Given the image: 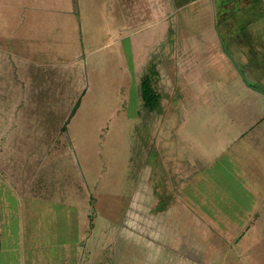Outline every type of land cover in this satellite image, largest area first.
Wrapping results in <instances>:
<instances>
[{"label": "rangeland", "instance_id": "374dc122", "mask_svg": "<svg viewBox=\"0 0 264 264\" xmlns=\"http://www.w3.org/2000/svg\"><path fill=\"white\" fill-rule=\"evenodd\" d=\"M233 3L0 0V264H264L258 17Z\"/></svg>", "mask_w": 264, "mask_h": 264}, {"label": "trees", "instance_id": "16d2710c", "mask_svg": "<svg viewBox=\"0 0 264 264\" xmlns=\"http://www.w3.org/2000/svg\"><path fill=\"white\" fill-rule=\"evenodd\" d=\"M251 30L250 31H247L246 30H243L242 33L243 35L244 34H249L248 32H250V36L249 35H245L249 40L248 42L251 43L252 42V36L254 35H262L264 36V34H260L257 30H253L252 28H250ZM249 36V37H248ZM237 45V44H235ZM264 53V52H263ZM262 53V54H263ZM257 54H251V57H256ZM249 59L252 61V65L254 67H256L257 69H261L260 72L262 73V75H260V78L264 79V57L260 58L259 60L257 59ZM241 74L243 76V79L245 80V83L247 84V86H249L251 89H258V86L260 85V81H256L255 82H252V81H248L245 79V76L243 74V72L241 71ZM253 78H256V77H253ZM255 81V80H254ZM141 96H142V101H143V105L144 107L149 111V112H154L156 111L158 108H159V105H160V100H161V97L160 95L153 89L152 87V81H151V77L150 75H148L146 78L143 79L142 83H141ZM76 110H74L73 114L75 113Z\"/></svg>", "mask_w": 264, "mask_h": 264}, {"label": "crops", "instance_id": "0c3cea01", "mask_svg": "<svg viewBox=\"0 0 264 264\" xmlns=\"http://www.w3.org/2000/svg\"><path fill=\"white\" fill-rule=\"evenodd\" d=\"M235 3L236 6L238 7H243L244 5H249L248 7L250 9H252V13L257 15L258 18H256L254 21H252L250 24H254L255 26H252L251 28L254 30H257L259 31L260 34H262V30H263V27L262 25L260 24H255L258 19L262 18L264 14V0H219V3L221 5V8H223V11H227V9L231 6L232 3ZM233 3V4H234ZM233 25V29H237V30H240L239 27L236 25H234L233 23L231 24ZM257 25V26H256ZM229 29H232V28H229ZM262 32V33H261ZM264 34V33H263ZM257 40L256 41V51H255V54H258V53H263L264 52V36L262 35H254L252 36V39L251 40ZM249 39H245V42L248 41ZM246 43H249V42H246ZM252 45H254V42H251Z\"/></svg>", "mask_w": 264, "mask_h": 264}]
</instances>
